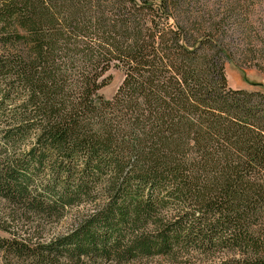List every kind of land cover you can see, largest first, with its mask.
<instances>
[{"label":"trees","instance_id":"1","mask_svg":"<svg viewBox=\"0 0 264 264\" xmlns=\"http://www.w3.org/2000/svg\"><path fill=\"white\" fill-rule=\"evenodd\" d=\"M202 1L0 0V264H264V92Z\"/></svg>","mask_w":264,"mask_h":264},{"label":"rangeland","instance_id":"2","mask_svg":"<svg viewBox=\"0 0 264 264\" xmlns=\"http://www.w3.org/2000/svg\"><path fill=\"white\" fill-rule=\"evenodd\" d=\"M208 3L207 10L217 19L224 18L222 39L231 56L225 59L228 83L234 88L261 90L264 92V0H203ZM243 4V7H242ZM110 83L102 89L107 98H112L124 78V72L112 68ZM0 122L8 119V113L0 112ZM0 134V143L2 144ZM25 147L17 149L24 152ZM12 150V149H9ZM48 178V176H45ZM8 204L0 199V214ZM72 219L52 223L49 237L61 235L70 227ZM0 229V236H6ZM202 259L192 262L199 264ZM134 264H172L166 257H155Z\"/></svg>","mask_w":264,"mask_h":264}]
</instances>
